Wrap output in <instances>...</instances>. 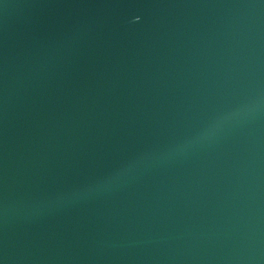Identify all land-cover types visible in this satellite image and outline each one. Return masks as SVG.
Here are the masks:
<instances>
[{"label":"water","instance_id":"water-1","mask_svg":"<svg viewBox=\"0 0 264 264\" xmlns=\"http://www.w3.org/2000/svg\"><path fill=\"white\" fill-rule=\"evenodd\" d=\"M0 264H264V0H0Z\"/></svg>","mask_w":264,"mask_h":264}]
</instances>
